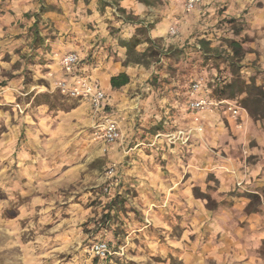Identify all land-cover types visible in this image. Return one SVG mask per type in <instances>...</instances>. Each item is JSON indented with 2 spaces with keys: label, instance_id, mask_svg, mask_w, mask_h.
Listing matches in <instances>:
<instances>
[{
  "label": "clouds",
  "instance_id": "clouds-1",
  "mask_svg": "<svg viewBox=\"0 0 264 264\" xmlns=\"http://www.w3.org/2000/svg\"><path fill=\"white\" fill-rule=\"evenodd\" d=\"M0 20V105L30 113L0 112V130L10 121L25 136L14 158L0 159V264H215L217 249L235 252V243L264 264V0H0ZM128 65L148 79L104 117L107 132L81 125L67 139L41 138L111 95V78L121 90ZM49 68L44 78L58 88L39 83ZM45 179L88 219L83 229L55 227L59 209L57 220L32 219ZM77 194L96 211L86 217L71 203ZM106 205L113 215L101 222Z\"/></svg>",
  "mask_w": 264,
  "mask_h": 264
},
{
  "label": "rangeland",
  "instance_id": "rangeland-1",
  "mask_svg": "<svg viewBox=\"0 0 264 264\" xmlns=\"http://www.w3.org/2000/svg\"><path fill=\"white\" fill-rule=\"evenodd\" d=\"M25 16L28 15V13L24 14ZM2 20H0V25H2ZM22 27V25H21ZM6 28V26H5ZM37 43H41L42 41L39 40V37H37ZM8 57L5 56V60H7ZM30 63L32 62L31 60L29 61ZM51 72V69H47L46 73L42 74L41 80L39 83H41L44 87H56V85L50 84L44 77L48 73ZM29 79L25 77L24 83L27 84L29 83ZM8 83L7 80H0V87H7ZM2 98V97H0ZM16 105H21V101L19 99L16 100ZM0 112H3L5 114H11L14 117H17L19 115H24V116H29L30 113L28 112L27 109L23 108V106H20L19 110L16 107H12L9 105H0ZM111 113V111H110ZM10 121H5L4 127L2 130H0V159H3L4 157H12L14 158L16 156V152L12 151V148L15 147L20 143V140L25 139V136L23 132H21L19 138L10 131ZM98 124V123H97ZM94 126H89L85 127L87 129V133L90 136H93L91 134H95V131L98 132L99 129L96 128V125ZM237 128L240 127V124L236 125ZM101 134V131H99ZM83 135V133H82ZM48 137H51L50 131H46L45 133L42 134V139ZM67 139V138H65ZM5 163H7V160H4ZM99 161H94L93 163H98ZM27 163V162H26ZM83 163V162H82ZM19 165L14 164L13 167L17 168ZM97 169L95 167H92L91 165L85 166V172L87 171H93L95 172ZM61 171L67 172L68 167L65 166ZM56 179H59L57 177ZM85 179V173L81 172L79 173V180L82 182ZM69 183H68V188H74L76 186V181L72 180L71 177L68 178ZM104 186L103 183L99 185V188H102ZM123 186V185H121ZM39 187H40V193H38L37 197H34L32 200V205H33V211H32V219L36 222H39L41 216L47 214L51 216L53 220H57V210L59 209V221L55 225V227H66L67 224H61L60 222H70L73 226H79L82 229L84 228L85 225L88 224V219L86 218L83 221H79L72 215L73 211H76L75 208H72L69 210V204L65 203L64 201V188L61 187L60 185H55L52 180H41L39 182ZM98 188H86L85 191L87 192H92L93 195H95L96 191H98ZM59 194L60 198L55 199V197ZM49 197H52L53 199H49ZM0 198H6L4 197L3 193H0ZM120 200V196L117 195L115 200L112 202L113 204L116 203V201ZM71 203L73 205H78L79 208H82L84 211L85 216L87 217L90 212H94L97 209V201L96 200H91L89 198V202L85 203L84 201L80 200V194L75 195V197L71 200ZM121 202V206H122ZM47 209V213H45V210ZM111 205H106L105 209L101 210L98 213V218L101 222H110L112 218V211ZM5 217H7L8 220H15L17 217H23L24 216V211L21 210L20 212L13 214H10L8 211L5 212ZM129 223H132V221H129ZM54 228L53 224H45L44 229L52 232ZM9 235H11V232H9ZM81 235L88 236L89 239H91V235H89L88 231H82ZM0 239H2V233H0ZM68 239H71V234H69ZM262 241H264V237H262ZM84 244H87V240H84L81 242V246ZM234 247L236 249L235 252H227L226 254H222L217 250L216 256H215V264H226L225 261V255L233 257L231 264H244L245 260H247L248 264H257L256 258L252 256H247L244 252L241 251V244L240 243H235ZM259 247V246H258ZM58 251L60 256H65L67 255L69 259H71V251L68 248H65L61 246L59 249H56ZM109 260H112V257L108 258ZM154 260H158V257H154ZM99 259L95 258L94 259V264H98ZM26 264H32L28 258H26Z\"/></svg>",
  "mask_w": 264,
  "mask_h": 264
},
{
  "label": "crops",
  "instance_id": "crops-1",
  "mask_svg": "<svg viewBox=\"0 0 264 264\" xmlns=\"http://www.w3.org/2000/svg\"><path fill=\"white\" fill-rule=\"evenodd\" d=\"M25 13H27V11H25L24 14ZM14 14L15 13H12V15ZM101 15H103V12H101ZM89 16H91L90 10H89ZM2 23L4 22L2 21ZM87 28L88 30H91L93 32L96 31V29L92 27V21H89ZM74 35H75L74 33H69V36H74ZM126 73L132 74L130 75V81L128 84L123 86L122 89L119 91L112 88L111 79L109 80L108 90L111 93V95L106 94L107 98L104 102L103 108L99 112L94 111L92 105L89 106L87 103H85L84 107L82 109H79L78 115L69 116L65 123L57 124L51 130H49L51 133V137L52 138H56V137L68 138L69 136L75 135V133L80 130L81 125H83L84 127L94 126L95 124L101 122L104 119V117H108L110 114V111L112 112L114 108L126 106L127 101L129 99L128 97L129 90L135 87L136 83L143 82L144 80L148 79L147 73H144L142 75H137L136 70L132 67V65L127 66ZM81 100L84 101V99H81ZM77 107L79 108V106ZM72 111L75 112L77 111V109H73ZM96 133L97 132L95 131V134ZM95 134H91V135H93L94 137ZM127 159L128 157H125V160ZM217 250L221 252L219 249ZM97 259H100V258H97Z\"/></svg>",
  "mask_w": 264,
  "mask_h": 264
},
{
  "label": "built area",
  "instance_id": "built-area-1",
  "mask_svg": "<svg viewBox=\"0 0 264 264\" xmlns=\"http://www.w3.org/2000/svg\"><path fill=\"white\" fill-rule=\"evenodd\" d=\"M56 87L58 88V85H56ZM106 98H107V95L104 93H101L100 96L96 100L93 101L92 107H93L94 111L99 112L103 108V105H104ZM81 99H84V97L81 96ZM104 123H105L104 119L98 123L99 125H101V127L99 128V131H101V135H103L105 132L108 131L107 128L103 127ZM96 128H97V125H96ZM120 135H121V137H123V133H120ZM97 258H99V256H97Z\"/></svg>",
  "mask_w": 264,
  "mask_h": 264
},
{
  "label": "trees",
  "instance_id": "trees-1",
  "mask_svg": "<svg viewBox=\"0 0 264 264\" xmlns=\"http://www.w3.org/2000/svg\"><path fill=\"white\" fill-rule=\"evenodd\" d=\"M124 75L126 77V82L122 85V87L125 86L126 84H128L130 81V76L128 75V73L125 72ZM114 79H115V77L111 78V85H112V88L115 89V85L113 83Z\"/></svg>",
  "mask_w": 264,
  "mask_h": 264
}]
</instances>
